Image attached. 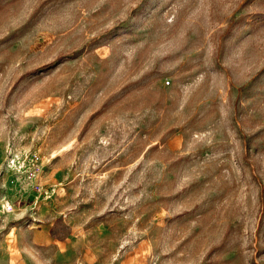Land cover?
Wrapping results in <instances>:
<instances>
[{
    "label": "rangeland",
    "instance_id": "obj_1",
    "mask_svg": "<svg viewBox=\"0 0 264 264\" xmlns=\"http://www.w3.org/2000/svg\"><path fill=\"white\" fill-rule=\"evenodd\" d=\"M0 264H264V0H0Z\"/></svg>",
    "mask_w": 264,
    "mask_h": 264
}]
</instances>
